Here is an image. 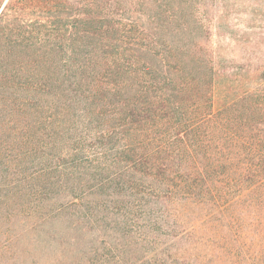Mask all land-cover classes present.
<instances>
[{"label": "trees", "instance_id": "16d2710c", "mask_svg": "<svg viewBox=\"0 0 264 264\" xmlns=\"http://www.w3.org/2000/svg\"><path fill=\"white\" fill-rule=\"evenodd\" d=\"M172 1L0 0V209L55 264H264V98L213 107Z\"/></svg>", "mask_w": 264, "mask_h": 264}, {"label": "rangeland", "instance_id": "374dc122", "mask_svg": "<svg viewBox=\"0 0 264 264\" xmlns=\"http://www.w3.org/2000/svg\"><path fill=\"white\" fill-rule=\"evenodd\" d=\"M173 0L168 11L187 16L183 24L197 22V39L203 42L204 57L213 67V107L220 108L246 93L264 98V0ZM194 16L190 17V12ZM195 27H198L196 23ZM251 102H240L239 108ZM16 198V197H15ZM20 203V200H15ZM0 209V264H55L62 254L45 236L27 227V219L17 206ZM208 241L213 246V237ZM79 250L81 246H76ZM72 251V246L69 247ZM68 251V252H70ZM76 258L75 250L71 256ZM70 256V257H71ZM50 259V260H49ZM205 263H210L206 258ZM59 264V263H57Z\"/></svg>", "mask_w": 264, "mask_h": 264}]
</instances>
